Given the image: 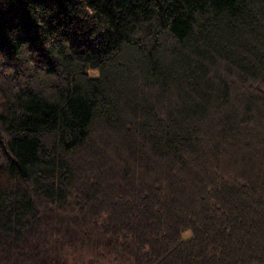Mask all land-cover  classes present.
<instances>
[{
    "label": "trees",
    "instance_id": "trees-1",
    "mask_svg": "<svg viewBox=\"0 0 264 264\" xmlns=\"http://www.w3.org/2000/svg\"><path fill=\"white\" fill-rule=\"evenodd\" d=\"M0 264H264V0H0Z\"/></svg>",
    "mask_w": 264,
    "mask_h": 264
}]
</instances>
